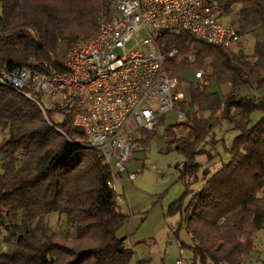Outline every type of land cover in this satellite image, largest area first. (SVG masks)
Segmentation results:
<instances>
[{
  "label": "trees",
  "instance_id": "trees-1",
  "mask_svg": "<svg viewBox=\"0 0 264 264\" xmlns=\"http://www.w3.org/2000/svg\"><path fill=\"white\" fill-rule=\"evenodd\" d=\"M215 2L224 13L240 5L241 31L255 25L264 29V0ZM108 3L0 0V73L31 67L34 61L39 69L43 61L61 68L70 45L93 35ZM161 40L165 51L173 46L180 53L195 50L194 62L166 57L170 75L207 71L206 84L196 79L187 83L175 106L184 116L166 128L167 151L183 156L182 168L178 170L179 163L175 168L186 186L166 214H179L176 232L182 227L189 235L193 263L243 264V256L255 250L257 232L264 229V96L242 91L264 88V40L256 43L252 58L186 32L165 33ZM226 84L230 88L222 94L219 88ZM257 111L262 116L253 123ZM46 115L0 83V243L7 245L5 251L0 248V264H131L134 245L123 235L129 222L126 202L110 187L121 176L103 163L96 148L83 145V131L72 127L70 117L58 121L54 112ZM164 120L162 115L158 123ZM222 122L236 132L229 145L215 135ZM146 134L147 140L153 136ZM218 144L229 158L211 171ZM202 155L204 162L197 160ZM199 179L200 188H188ZM52 212L65 216L63 233L47 223Z\"/></svg>",
  "mask_w": 264,
  "mask_h": 264
},
{
  "label": "built area",
  "instance_id": "built-area-1",
  "mask_svg": "<svg viewBox=\"0 0 264 264\" xmlns=\"http://www.w3.org/2000/svg\"><path fill=\"white\" fill-rule=\"evenodd\" d=\"M178 32L225 49L240 37L237 27L221 23L215 0H109L93 35L70 45L61 68L43 61L39 69L34 61L31 67L2 70L0 83L36 103L45 117L51 111L70 117L72 127L83 131V145L96 148L117 177L133 180L127 161L134 137L154 131L158 118L184 96L177 90L180 79L165 70L166 57L195 61L194 49L164 50L162 36ZM203 69L194 70L201 85L207 82ZM110 187L115 190V183Z\"/></svg>",
  "mask_w": 264,
  "mask_h": 264
},
{
  "label": "rangeland",
  "instance_id": "rangeland-1",
  "mask_svg": "<svg viewBox=\"0 0 264 264\" xmlns=\"http://www.w3.org/2000/svg\"><path fill=\"white\" fill-rule=\"evenodd\" d=\"M190 71L187 74L192 79L194 72L193 70ZM183 76L182 79L179 78L177 90L184 93L187 81L190 79L188 80L185 74ZM219 89L222 94L228 91L227 88ZM242 91L244 94L251 95L252 93H257L264 96V88L256 92L253 89L247 88H244ZM174 110L178 111L175 107ZM174 114L176 116L175 122H178L177 113L175 112ZM261 116V112L257 111L253 113L251 117L252 122H256ZM54 117L58 121H61L63 118L58 114ZM228 127L230 128L229 124L222 122L215 128V135L217 137L221 136L227 145L230 144L236 134L234 130H230ZM158 130L162 134L163 124H159L157 121L154 131L151 132L156 133ZM176 132L181 134L182 132L185 133V130L176 128ZM140 136L134 137V152L129 155V160H133L135 153L144 152V158L141 159L142 168L137 171V179L133 182L146 196L152 197L153 202L146 210L141 212H133L132 208L130 209V206L126 203L123 206V210L129 214V222L123 228V235H128V239L135 249V256L131 264H176L177 260H180L181 264H198V262H192L193 255L189 248L191 244L189 235L182 227L176 232L179 214L177 213L172 216L166 214L169 204L178 199L186 189L184 182L178 180V171L175 168V165L183 160V156L175 150H170L166 153L161 152L154 137L145 142L142 138L147 136V134L142 136V138ZM212 153H215V157L211 160L209 168L211 171H214L220 166L221 162L228 161L229 156L224 152L221 144H218L215 152L213 151ZM205 159L206 157L203 155L197 157V160L200 162H204ZM206 163L204 164L205 166H207ZM201 175L202 169L198 172L199 178ZM115 184L117 185V180H115ZM201 185L202 181L199 179L188 186V188L197 190ZM116 190L119 191V187L117 188L116 186ZM45 219L50 227L58 233H63L66 229L67 225L64 215L52 212L47 214ZM161 221L164 222L163 228L155 230L156 225ZM142 240H145L146 243L143 242L135 245L137 241ZM181 243L186 245L180 246ZM255 243V250L250 255L243 256V264H264V229L257 232ZM139 259L143 261L138 263Z\"/></svg>",
  "mask_w": 264,
  "mask_h": 264
},
{
  "label": "crops",
  "instance_id": "crops-1",
  "mask_svg": "<svg viewBox=\"0 0 264 264\" xmlns=\"http://www.w3.org/2000/svg\"><path fill=\"white\" fill-rule=\"evenodd\" d=\"M239 8H240V5L237 4L233 7V10L231 12H228V13L219 12L221 23H223L225 25L235 26L240 30L239 20H238ZM263 40H264V29L260 25H255V26L246 28L243 31L240 30L239 41L234 44L235 46L233 45L234 47L232 46L233 48L231 50L236 54L242 53L244 55L249 56V58H252V57H250V55L253 54L254 47H255L256 43L262 42ZM189 72H191V71L188 70V71L183 72L181 74L180 78L182 79V77H184L183 75L185 74L186 78H188V80H189L190 75L187 74ZM193 72H194V70H193ZM191 80L192 81L195 80L194 73H193L192 79H190L189 81H191ZM189 81H187V82H189ZM220 88H224V89L227 88L229 90L230 86L226 84V85H222ZM244 88H247V87H244ZM247 89H251V88H247ZM175 112H176V110H174V111L172 110V111H169L167 114H165V120L163 123L162 134L159 132V130L156 131V133H153L152 137L155 138L156 143L158 145V149L161 152H165V153L168 152L167 151V147H168L167 146V137H166L165 130L167 128L166 127L167 125H170L171 123H174L176 121V116H174ZM202 115L206 116L207 113H204ZM228 129H229V127H228ZM143 132L144 133L141 134V136H140L141 138H142V136H145V134H146L145 131H143ZM145 137H143L142 140L144 139V141L147 142V139H145ZM133 152H134V150H133ZM142 158H144V152L135 153L133 160H129V158H128L127 169L129 172L135 173V178L133 180H130V179H128V177L126 175H122L120 178L116 179L117 185L115 184L117 186V188L119 187L118 192L123 194V196H124L123 198L125 199L126 204H128V206H130V209L132 208L133 212L134 211L135 212L144 211L153 202V198L146 196L138 187H136L135 183L133 182L134 180L137 179V176H136L137 171H139L140 168H142V163H141ZM178 163H180V162H178ZM163 226H164V222L161 221L158 225H156L155 230L161 229V228H163Z\"/></svg>",
  "mask_w": 264,
  "mask_h": 264
}]
</instances>
